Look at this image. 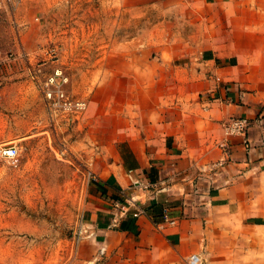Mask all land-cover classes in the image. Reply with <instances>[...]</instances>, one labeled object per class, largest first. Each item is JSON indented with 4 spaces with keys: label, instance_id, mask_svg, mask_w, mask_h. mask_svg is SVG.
I'll return each instance as SVG.
<instances>
[{
    "label": "rangeland",
    "instance_id": "obj_1",
    "mask_svg": "<svg viewBox=\"0 0 264 264\" xmlns=\"http://www.w3.org/2000/svg\"><path fill=\"white\" fill-rule=\"evenodd\" d=\"M261 43L264 0H5L0 146L17 152L0 156V264H98L113 254L119 243L103 232L139 217L122 212L127 197L100 177L123 131L159 93L176 91L185 70L211 72L232 45ZM151 203L145 213L160 231ZM215 220L223 240L191 253L200 264L240 254L264 264V214L251 231L221 212Z\"/></svg>",
    "mask_w": 264,
    "mask_h": 264
},
{
    "label": "crops",
    "instance_id": "obj_2",
    "mask_svg": "<svg viewBox=\"0 0 264 264\" xmlns=\"http://www.w3.org/2000/svg\"><path fill=\"white\" fill-rule=\"evenodd\" d=\"M219 55L223 64L211 72L185 70L176 91L159 93L152 109L138 112L122 133L109 172L100 176L139 205L172 203L169 210L177 223L159 231L143 214L129 230L104 231L105 240L115 238L119 244L98 264H187L199 246L208 251L211 242L222 239L213 229L225 225L215 220L218 212L237 218L245 231L260 225L264 44L232 45ZM233 116L249 118L245 138L224 135L221 124ZM137 183L151 186L144 190ZM125 249L129 254H119ZM210 254L203 255L209 259ZM247 256H219L214 264H242Z\"/></svg>",
    "mask_w": 264,
    "mask_h": 264
},
{
    "label": "built area",
    "instance_id": "obj_3",
    "mask_svg": "<svg viewBox=\"0 0 264 264\" xmlns=\"http://www.w3.org/2000/svg\"><path fill=\"white\" fill-rule=\"evenodd\" d=\"M4 5H5V0H0V9H2ZM58 91L59 90H57V92ZM48 95H50L49 92H48ZM76 106L79 109H81L83 107V103H77ZM249 125H250L249 118L244 117V116H237V117L233 116V117H230L224 120L221 124V127H222L224 135L227 137L237 136V137L245 138L247 135ZM16 152H17V149L15 145L0 146V156L4 158L15 160ZM137 184L138 186H141V188L144 190L148 189L149 186H151V184H144V185L140 183H137ZM125 200L126 202L120 201V203H118V206L120 207L123 213L128 211V209L132 207L133 208L132 215L134 217H137L143 214L146 215L144 205H139L138 203H136L133 196H130V198L125 199ZM174 223H175V218L171 215L169 209L164 208L161 214L160 221L156 223V227L159 229H163L165 224L171 225ZM200 259L201 258L199 255L190 254L186 258V262L187 264H200L201 263Z\"/></svg>",
    "mask_w": 264,
    "mask_h": 264
},
{
    "label": "trees",
    "instance_id": "obj_4",
    "mask_svg": "<svg viewBox=\"0 0 264 264\" xmlns=\"http://www.w3.org/2000/svg\"><path fill=\"white\" fill-rule=\"evenodd\" d=\"M150 209H152L153 210V208L155 209V210H157V212H159V213H157L156 215V217L158 218V217H160L161 216V210H162V207H160V205L158 204V203H151L150 204V207H149ZM150 220L152 221V222H154L155 221V219L154 218H152L151 216H150Z\"/></svg>",
    "mask_w": 264,
    "mask_h": 264
}]
</instances>
